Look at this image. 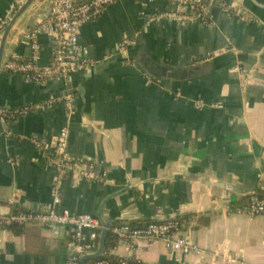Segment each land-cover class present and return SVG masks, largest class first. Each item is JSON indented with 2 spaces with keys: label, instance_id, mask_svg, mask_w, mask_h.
<instances>
[{
  "label": "crops",
  "instance_id": "1",
  "mask_svg": "<svg viewBox=\"0 0 264 264\" xmlns=\"http://www.w3.org/2000/svg\"><path fill=\"white\" fill-rule=\"evenodd\" d=\"M13 1L0 0V25ZM231 1L260 22L225 17L213 7L209 26L176 19L146 23L147 16L175 6L167 0L143 7L138 0H115L79 27L78 40L88 47L94 66L113 51L119 54L125 40L143 43L155 59L175 67L218 57L215 69L192 81L147 76L134 61L114 62L91 75L72 73L69 87L66 77L32 83L0 71V106L14 109L43 103L50 95H74L69 117L58 101L0 123V209L7 211L10 201L23 210L46 209L56 186L59 207L72 212L96 215L102 205L107 216L122 204L135 205L139 220L114 226L181 218L180 233L205 250L203 257L183 255L160 240L118 238L104 251L113 257L140 264H264V215L233 208L247 201L242 193L264 195V0ZM14 36L7 37V51ZM38 42L37 61L45 65L55 41L40 34ZM14 47L13 53L27 57L25 37ZM65 124L68 152L105 172L104 180L57 176L51 160ZM11 157L19 161L11 163ZM127 182L129 189L103 203ZM0 236V264H66L79 253L67 227L52 230L28 221L0 228Z\"/></svg>",
  "mask_w": 264,
  "mask_h": 264
},
{
  "label": "built area",
  "instance_id": "2",
  "mask_svg": "<svg viewBox=\"0 0 264 264\" xmlns=\"http://www.w3.org/2000/svg\"><path fill=\"white\" fill-rule=\"evenodd\" d=\"M23 0H17L15 5L10 6L13 12L16 6ZM115 0H53L48 16L38 23L24 37L29 44L27 57H22L12 53L4 63L2 70L5 73L19 74L27 82L43 83L52 78H65L68 75L86 71L95 64V60L89 56V49L78 40L79 27L81 24L95 19L104 7ZM143 7L151 0H138ZM175 6L173 11L151 15L146 17V23L163 16H171L185 23L197 22L203 26L213 23L214 14L212 8L215 7L225 17H232L244 22L259 23V19L246 8L237 5L231 0H167ZM214 1V3H213ZM7 15L4 24L8 21ZM0 25V33L4 28ZM48 34L55 41L54 54L51 60L45 65L38 64L40 46L38 35ZM133 41H122L119 44L121 49L132 44ZM62 101L65 106L66 116L72 114L74 95L63 93L60 95H50L49 98L38 104H25L19 108H8L0 106V123L8 124L20 116L31 112L43 110L50 107L53 103ZM198 105H204V101H196ZM212 106H216L213 104ZM68 126L61 127L55 143L52 164L54 165L57 176L62 177L66 174L75 178H83L92 181H102L105 172L97 173L91 166H86L84 162L73 157L67 150ZM11 163L18 162L19 157H11ZM52 202L46 209L23 210L15 207L14 201L8 203V210L0 209V228H7L12 225H23L28 221H34L47 226L52 230L68 227L73 239V246L79 253L92 252L97 246V237L100 224L94 215L87 212H72L67 208H60V195L55 186L51 193ZM235 211H242L250 216L264 215V196L256 193L249 195L245 204ZM86 229V233L83 232ZM180 223L178 220L167 221H148L143 225H132L121 223L114 226L112 232L117 239L131 240L135 238H145L148 241L160 240L165 248L171 252L183 255L194 254L203 257L205 250L197 243L191 241L180 233ZM83 240L81 245L78 242ZM3 239L0 236V252ZM130 250V246H127ZM108 255L110 253L107 252ZM130 258L119 257L111 259L104 255L98 259L87 261L85 264H132ZM132 260V259H131ZM66 264H78V256H71Z\"/></svg>",
  "mask_w": 264,
  "mask_h": 264
},
{
  "label": "water",
  "instance_id": "3",
  "mask_svg": "<svg viewBox=\"0 0 264 264\" xmlns=\"http://www.w3.org/2000/svg\"><path fill=\"white\" fill-rule=\"evenodd\" d=\"M53 0H23L19 3L15 10L11 13H8L9 19L6 23V26L0 33V71L4 63L8 60L11 54L15 50V41H20L27 33H29L39 22L44 20L51 9ZM17 0L13 1L12 5H15ZM175 20L176 18L171 16H163L159 21L164 20ZM177 20V19H176ZM15 31L13 30V26ZM10 33H13L15 41H13L12 46L9 47V50H6V40ZM8 49V48H7ZM218 57L204 58L202 61L191 64L186 67H175L164 63L162 60L155 59L143 45V43L133 42L129 47L122 50L119 54L113 53L105 60L95 65L85 72L87 75L95 73L100 67H106L114 62H126L134 61L138 66H140L142 72L156 79L160 80H194L197 77H200L203 73L211 69H215V66L218 65ZM66 84L70 86V79L66 77ZM79 93L83 94L82 88L78 87ZM131 187L130 183L127 182L125 186L117 191H113L108 194L106 199H111L122 194L124 191ZM221 188L225 190H230L229 185H220ZM231 191V190H230ZM233 191H236L233 190ZM243 195H250L252 193H242ZM102 203V204H103ZM102 207V205H101ZM101 207L98 208L95 218L100 224V229L97 237V246L96 249L92 252L87 253H73L72 256H78V264H85L88 260H95L103 256L105 247H106V238L108 234L112 231L114 224L117 221L121 220H139L135 205H121L113 209L107 216H104L101 212ZM167 219L163 217H155L150 221H166ZM68 228V227H67ZM83 232L86 233V229H83ZM83 243V240L80 241ZM73 248V246H71Z\"/></svg>",
  "mask_w": 264,
  "mask_h": 264
},
{
  "label": "trees",
  "instance_id": "4",
  "mask_svg": "<svg viewBox=\"0 0 264 264\" xmlns=\"http://www.w3.org/2000/svg\"><path fill=\"white\" fill-rule=\"evenodd\" d=\"M260 196H264V195H260ZM248 199V198H247ZM246 203V201L245 202H243V204H245ZM243 204H241V205H239V206H236V207H233V208H239V207H241ZM176 220H178L179 222H181L182 220H181V218H178V219H176ZM116 240H117V236L111 231L109 234H108V236H107V238H106V247H105V250H107L109 247H111V246H113V245H115V242H116ZM105 256H108V257H110L111 259H115L116 257H113L112 255H108L107 254V252H105L104 253V257ZM89 261H92V260H88V262ZM130 261V263H132V264H140L139 262H137V261H135V260H129Z\"/></svg>",
  "mask_w": 264,
  "mask_h": 264
}]
</instances>
